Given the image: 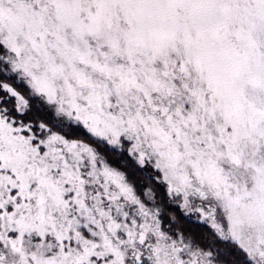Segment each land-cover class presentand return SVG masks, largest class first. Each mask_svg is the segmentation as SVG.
Instances as JSON below:
<instances>
[{
  "label": "snow or ice",
  "instance_id": "snow-or-ice-1",
  "mask_svg": "<svg viewBox=\"0 0 264 264\" xmlns=\"http://www.w3.org/2000/svg\"><path fill=\"white\" fill-rule=\"evenodd\" d=\"M0 264H264V0H0Z\"/></svg>",
  "mask_w": 264,
  "mask_h": 264
}]
</instances>
